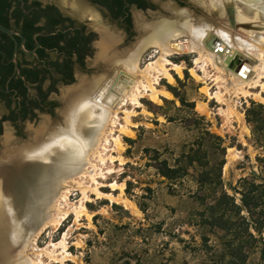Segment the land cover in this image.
I'll list each match as a JSON object with an SVG mask.
<instances>
[{
  "label": "rangeland",
  "instance_id": "1",
  "mask_svg": "<svg viewBox=\"0 0 264 264\" xmlns=\"http://www.w3.org/2000/svg\"><path fill=\"white\" fill-rule=\"evenodd\" d=\"M40 1L54 2L89 27L116 28L113 21L87 1ZM183 2L181 5L176 0H158L152 12L141 15L148 21L170 17L164 5L171 3L175 9H187L193 18L202 17L213 26L220 25L218 12L208 11L190 0ZM132 13L134 19L139 12ZM135 30L123 50L141 37L136 25ZM194 57L196 53L169 56L179 67L166 65L170 79L159 75L157 100H151L148 91L140 89L137 103L127 100L120 107L113 106L118 118L108 124V139L98 149L102 161L91 156L96 173L80 176L79 184L69 183L62 202L64 217L39 234L34 249L26 248L34 264H210L220 254L222 232L198 221L197 212L202 209L194 182L198 166H189L188 174L172 184L156 167L162 159L174 164L176 157L196 146L205 130H209L220 136L226 147L223 189L234 194L232 188L238 179L251 177L253 172L264 178V149L253 142L251 125L245 119V109L250 103L264 105V100L255 94L260 92L259 87H246L247 94L231 93L213 66L207 65L203 75ZM156 58L155 46L146 47L139 56V69ZM120 66L109 74L105 70L91 73L87 79L100 74L116 77ZM150 73L153 77V72ZM136 78L141 76L136 73ZM81 83L77 80L73 84ZM260 93L264 97V92ZM56 109L49 130L61 123L58 110H62V104ZM42 123L47 125L42 117L38 118L34 128ZM212 198L207 194V202ZM257 262L255 249L249 253L247 264Z\"/></svg>",
  "mask_w": 264,
  "mask_h": 264
},
{
  "label": "bare ground",
  "instance_id": "2",
  "mask_svg": "<svg viewBox=\"0 0 264 264\" xmlns=\"http://www.w3.org/2000/svg\"><path fill=\"white\" fill-rule=\"evenodd\" d=\"M190 2L218 12L220 25L213 26L202 17L193 18L187 9H175L171 3L164 5L170 17L160 16L148 21L140 13H135L134 22L141 37L123 57L107 60L110 64L120 62L121 69L115 72L117 76L94 77L81 90H71L61 112L62 126L46 134L38 130V134L32 135L33 144L23 145L8 154L10 171L7 175H15V179L10 184L8 180L0 182V264L35 263L26 248L34 249L39 234L64 217L62 202L71 186L69 183L79 184L80 176L96 173L94 168L97 167L90 158L98 156L102 161L98 149L108 139V124L118 118L113 106L120 107L127 100L137 103L140 89L148 91L151 100H157L159 75L171 78L166 69V65L173 64L169 56L196 53L194 62L200 64L203 75L207 65L213 66L225 89H230L231 93L247 94L246 87H259L260 92H264L261 79H264V29L234 28L226 11L233 6L236 14L246 21L264 23V0ZM103 32L104 40L109 42L113 33L106 28ZM148 46H155L157 58L144 69H139V56ZM241 65L244 67L239 71ZM151 71L153 77H150ZM136 73L141 78L137 79ZM260 92L255 94L264 100ZM19 159L24 162L18 164Z\"/></svg>",
  "mask_w": 264,
  "mask_h": 264
},
{
  "label": "flooded vegetation",
  "instance_id": "3",
  "mask_svg": "<svg viewBox=\"0 0 264 264\" xmlns=\"http://www.w3.org/2000/svg\"><path fill=\"white\" fill-rule=\"evenodd\" d=\"M84 1L113 21L116 28L89 27L86 22L65 13L54 2L8 0L9 5L0 9L2 19L0 23L19 31L22 35V37L15 35L13 39L0 30V168L2 170L0 182L2 183L8 180L10 184L15 179V175H7L10 171L8 154L23 145L33 144V140L26 144L15 145L22 141L24 136L31 134L32 138L40 129V132H45L44 134L53 130V128L47 130V127L56 117V108L61 103L60 89L77 80L82 82V85H74V89L63 90V96L69 99L71 90H81L91 81V78L87 79L91 73L105 70L109 74L112 70H117L120 62L110 64L107 60L121 58L127 51V49L123 50V47L136 33L133 10L142 15L152 12L157 7L158 0H121L119 6L112 5L114 0H109V3L103 0ZM176 2L184 4L183 0ZM105 28L113 33L111 42L104 40ZM22 38L24 50L20 46ZM16 43L18 71L13 62ZM32 68L38 70L36 79H32L29 73ZM98 76L106 78L110 75ZM40 117L47 125L44 126L45 124L42 123L39 128L34 129ZM23 162V159H19L17 163Z\"/></svg>",
  "mask_w": 264,
  "mask_h": 264
},
{
  "label": "trees",
  "instance_id": "4",
  "mask_svg": "<svg viewBox=\"0 0 264 264\" xmlns=\"http://www.w3.org/2000/svg\"><path fill=\"white\" fill-rule=\"evenodd\" d=\"M120 4L121 0H114L112 5ZM7 5L8 0H0V9ZM29 73L36 79L38 70L32 68ZM245 119L251 125L253 142L264 149V105L252 101L245 109ZM199 139L196 146L176 157L174 164L158 160V173L172 184L188 174L189 166H198L194 182L199 190L196 199L202 206L197 212L199 224L222 232V251L210 264H247L249 253L255 249L257 264H264V178L256 177L254 172L251 177H241L232 188L234 194H229L222 188L226 150L223 139L209 130ZM209 193L213 198L207 202ZM203 239L207 245V239Z\"/></svg>",
  "mask_w": 264,
  "mask_h": 264
},
{
  "label": "water",
  "instance_id": "5",
  "mask_svg": "<svg viewBox=\"0 0 264 264\" xmlns=\"http://www.w3.org/2000/svg\"><path fill=\"white\" fill-rule=\"evenodd\" d=\"M226 11H227V15H228V21H229L230 25L232 27H234V28L243 29V30H263L264 29V23L263 22L255 21V20L254 21H246L245 19L239 17L236 14L235 7H233V6L227 8ZM0 30L3 31L4 33L8 34L13 39H15V35H19V36L22 37V35H21V33L19 31H16V30H14L12 28H9V27L1 24V23H0ZM20 46L24 50V48H23V38L21 40ZM220 46L223 48L222 45H220ZM16 49H17V43L15 45V49H14V53H13V62H14V65H15V69L18 71V65H17V60H16ZM243 67L244 66L241 65V67L239 68V71H242ZM120 75H121L120 77L124 80L125 77L122 76L121 72H120ZM74 85H76V84H70V85L63 86L60 89V93H63V90H65L67 88H70V87H73ZM60 99H61V104H62V109H63V107L66 104V98L62 94ZM61 111H62L61 109L58 110L59 117L61 118V123H59L58 125L54 126L53 128H58L59 126H62V124H63V117H62ZM39 126L37 128H39ZM6 129H7V127H6ZM34 129H36V128H34ZM23 140H24L23 142L19 141L20 142L19 145L26 144V143L32 141L31 135H27V139H23ZM2 145H3V143H2ZM15 146H18V145H15ZM37 228H38V225L34 227V231L37 230Z\"/></svg>",
  "mask_w": 264,
  "mask_h": 264
}]
</instances>
